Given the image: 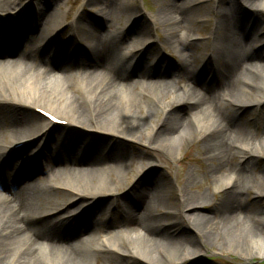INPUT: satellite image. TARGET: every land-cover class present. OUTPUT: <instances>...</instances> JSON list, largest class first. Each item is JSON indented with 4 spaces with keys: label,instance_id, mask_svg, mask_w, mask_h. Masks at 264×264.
<instances>
[{
    "label": "bare ground",
    "instance_id": "6f19581e",
    "mask_svg": "<svg viewBox=\"0 0 264 264\" xmlns=\"http://www.w3.org/2000/svg\"><path fill=\"white\" fill-rule=\"evenodd\" d=\"M177 1L160 0L156 12L117 27L110 39L95 32L94 21L85 23L78 17L70 24V38L63 37L60 45L64 29L54 7L57 0H0V54L17 53L0 58V109H5L0 111V264H86L82 256L89 253L110 264H124L136 255L145 264H193L185 259L196 253L197 242L179 230V221H168L178 211L201 237L200 243L203 238L243 257L264 255V220L245 207L249 191L264 196V174L258 177L249 165L259 153L253 137L260 134L258 140L264 141V122H258L253 135L245 121L236 119L238 110L264 104V82L254 83L247 74L264 73V57L254 47L264 35V23L258 17L250 20L244 12L264 10V0L217 2L212 41L204 43L206 60L198 71L184 61L190 56L186 50L196 46L193 36L202 34L194 24L198 11L190 4L197 0ZM87 2L98 6L95 14L106 24L117 14V0ZM126 11L129 18L135 15L129 6ZM146 17L162 27L161 43L179 54L180 88L166 78L167 70L150 74L143 67L152 45ZM77 35L87 50L76 71L85 81L83 91L78 90L80 98L72 94L66 70L55 71L51 65L52 56L82 57L74 41ZM129 37L140 46L137 51L122 45ZM248 45L249 53L244 49ZM116 50L119 56L114 55ZM139 51L142 55L135 61L130 58ZM154 57L157 64L165 59L159 52ZM201 77H209L207 85H200ZM139 85L159 87V104L165 105L158 126L151 125V130L140 128L139 105L135 108L130 94V88ZM252 88L256 92L249 98ZM182 106L187 110L182 112ZM34 109L65 124L51 123ZM143 115L153 119L156 108ZM192 140L200 143L203 161L186 158L201 164L197 174L192 179L186 172L185 179L175 182L159 169L152 152L129 149L130 143L142 142L174 160ZM32 144L28 153L15 159ZM25 157L27 163L14 169L11 162ZM235 157L243 160L234 162ZM137 161L140 165H134ZM35 165L51 180H33ZM8 174L15 175L16 182L9 184ZM79 174L84 183L68 177ZM197 178L205 187L195 183ZM173 189L175 203L169 199ZM49 192L61 194V201L44 203ZM207 203H212L208 213L197 211ZM43 204L48 207L42 210ZM160 204L171 205L176 212L157 215ZM102 212L107 213L105 218L96 216ZM176 246L182 253L175 254Z\"/></svg>",
    "mask_w": 264,
    "mask_h": 264
},
{
    "label": "rangeland",
    "instance_id": "374dc122",
    "mask_svg": "<svg viewBox=\"0 0 264 264\" xmlns=\"http://www.w3.org/2000/svg\"><path fill=\"white\" fill-rule=\"evenodd\" d=\"M167 3L172 2L173 0H165ZM177 1V0H175ZM219 0H197L195 2H191L192 6L198 11V17L196 18V21H194V24L197 27V31H199L202 34H195L193 37H195V48H190L186 51H189V57H185L184 61L185 64L187 65L188 68L192 70H200L201 67L203 66V62L206 60V54L203 52V47L204 43H207L210 45V42L212 41V38L210 36V32L212 30L213 24H214V18L212 14V10L214 7L216 8L219 3H217ZM221 1V0H220ZM223 1V0H222ZM235 1V0H231ZM120 2H124L119 4ZM181 2V0L177 1ZM229 4L225 3V6H228ZM41 6V5H40ZM130 7L132 11L130 12L134 16L132 18H129L126 14L127 7ZM161 2L160 0H117L115 9L117 10V14L112 17V22L110 21L108 24L105 23V21L101 20L99 16H96L95 12L98 9V6H93L92 4L88 3L87 0H57L55 7V10L60 14V21L62 22L63 26V33L60 34L61 37L58 38V44L63 45L62 43L63 37L69 39L70 38V24L78 17L82 18V22L88 21H94V27H95V32L96 33H103L106 39H110L113 34H114V29L117 27H122V26H129L130 24L135 21V18L137 16L145 15L148 16L149 14H152L156 12L160 7H161ZM246 17L250 18V20L254 21L255 18L261 19V22L264 23V10L262 11H254L253 9L247 8L244 10ZM205 14H208V16H205ZM144 22L147 24V30L151 36L152 40V45L149 48V53L145 55V59L143 61V67L146 70H151L150 74H156L157 71H165L166 78H168L174 85L175 87L181 86L182 82L180 80V65L178 63V60H180L179 54L176 52V50L166 44L164 45L161 43V37L163 36V30L160 25L156 23V25H153L149 23L148 17L143 19ZM54 22L51 21L49 24H53ZM91 23V22H89ZM47 24V28L51 30V26ZM81 25V24H80ZM20 28V27H19ZM81 35V34H79ZM77 35L74 39L76 45L81 48L80 51L82 57L84 56V51L87 53V50L80 45L81 43V37ZM57 44V45H58ZM56 45V46H57ZM127 50H134L137 51L138 43L135 42V39H132L131 37L125 39L122 44ZM149 45V43H148ZM10 46V45H8ZM72 45H68V47H71ZM254 47L258 49V52L264 57V35L261 36L259 35V41L255 43ZM11 48V47H9ZM8 48V49H9ZM54 49V47H52ZM58 47H55L57 50ZM244 49L248 50V53L251 52V49L249 45L247 47L244 46ZM208 50V49H207ZM17 52V51H16ZM119 50H116L114 52V55L119 56ZM157 52L160 53L161 56L165 57V59L162 62H159L157 64V60L154 55L157 54ZM17 53H15L13 50H9V52L6 54H0V58H14ZM134 55H132L130 58L135 60L138 56L140 57L142 55V52L139 51L135 55V52H133ZM63 56V55H62ZM82 57H75L74 55L71 57L70 53L68 54V57L65 58V56H52V67L56 70H61L64 68L67 73V78L66 81L72 86L70 87L72 90V94L75 95V97L80 98V92L78 90L83 91V88H85V81L83 80V77H80V75L76 72L78 65H80V62L83 60H86L85 57L84 59H81ZM65 58V59H63ZM157 62V63H156ZM157 64V65H156ZM248 76L252 78L254 83H263L264 82V73L262 72H247ZM208 78L201 77L200 78V85H207L208 84ZM90 80V79H88ZM55 85L48 84V88H52ZM159 87L156 85H149L145 86L143 85L142 87L136 86V87H131L130 88V94L131 97L134 98V105L135 108L136 106L139 105V123H140V128L142 131L146 130H151L152 126L151 125H157L159 120L163 116L162 108L165 106L163 103L159 104V98L162 96H159ZM256 92L255 88H252L251 94L249 98H253V94ZM83 94V93H82ZM173 96V92L168 94V98H171ZM162 99V98H161ZM163 102V101H162ZM155 107L156 108V115L155 119L156 122H151L153 119L146 120L145 116L143 115V111L149 110V108ZM262 111H260V109ZM182 109V112L184 110H187L186 106H182L180 110ZM136 110V109H135ZM134 110V111H135ZM0 111L4 112L5 109H0ZM138 113V109H137ZM236 119L245 121L249 130L253 135L257 134L258 132V122L262 121L264 122V104L260 107H254L250 106L247 108H242L237 111ZM158 126V125H157ZM156 126V128H157ZM156 128H154L152 131H156ZM58 131V129H57ZM145 137V135L143 136ZM109 137L105 138L108 139ZM110 139V138H109ZM108 139V140H109ZM260 139V134L256 135L253 137V140L255 141V145H253V148L258 150V154L253 160L249 162V165L251 167L255 168V174L258 177H261L262 174H264V141L258 140ZM259 142V147L256 145ZM129 149L132 150V152H142V153H148L152 152L153 155L157 156L155 157V162L159 164V169L165 173L167 178H170L171 180L175 182V180H180V178L185 179L186 172L189 173L190 177L192 179L195 178V171H197V167L200 166L201 164H196L193 162H188L186 158H192V159H200V161H203V155L199 150L200 143L198 140H192L184 146L181 147L179 150V155L177 156L176 159L172 160L166 155H164L160 150L156 148H150L149 146L144 145L142 142H132L129 145ZM34 147V144L28 146L24 151L20 152L19 155L15 156V159H18L19 157L23 156L25 153H28L30 149ZM26 158L20 159L19 161H15L14 165L21 167L24 165V160ZM186 159V161H184ZM243 158L235 157L233 161L239 162L242 161ZM38 163V162H37ZM139 164L140 161L135 162L134 165ZM12 165V163H11ZM204 165V163L202 164ZM38 165H35V168H32L34 171L32 172V179L35 180L36 182H43L47 180H51V178L46 177L44 175V172L42 170L40 171L37 168ZM66 176L60 175L61 180H66ZM69 178H74L77 180V182L84 183V179H82L83 175H73V176H68ZM120 180L126 182L124 177H122ZM9 181V180H8ZM10 182V181H9ZM195 183L203 185L205 187L204 181H199V178L195 180ZM153 194V192H151ZM60 195V196H59ZM43 202L48 203L47 201H61V194H53V192H49L46 195H44ZM217 198V194L214 193V200ZM63 200H65V196L62 197ZM170 202L175 203L177 199V192L175 189H173L170 192L169 196ZM212 201V199H210ZM245 207L246 209H251L255 212L260 213L259 216L261 217V220H264V213H261L260 210L264 209V196H258L255 191H249L245 200ZM210 204L212 203H207L203 205V207H198L197 211L200 213H208L210 211ZM48 207L47 204L41 205L42 210L46 209ZM40 208V209H41ZM73 212H75V206H73ZM121 210H124V206L121 207ZM176 209L171 207V205H165V204H160L155 208V213L157 215L164 214L166 212L168 213H174ZM106 212H102L101 214H97V217L100 218H105L106 217ZM177 215L169 219L168 221H179V230H182V233L191 236L194 241L197 242V245L195 247L196 253L193 256L187 257L185 260H188L192 262L193 264H264V255H254L250 257H243L240 254L234 253L227 249L226 246H223L221 249H218L214 245L210 244V241H206L202 238V241L200 243L199 236L194 232V230L188 225L187 220L183 217V214L178 211L176 213ZM118 217V216H117ZM198 221L195 220L193 222V225H197ZM263 225V224H261ZM180 245V244H178ZM177 251L175 254L182 253L183 249L181 246H176ZM153 254L159 259V261H162V256L161 253L158 250L154 249ZM84 260H86V264H110L107 262L103 256L100 255H93L91 253L85 254L82 256ZM86 258V259H85ZM54 262V261H53ZM42 264H45L42 262ZM111 264H116V262H112ZM124 264H145L144 261L137 255L134 256V260L125 262Z\"/></svg>",
    "mask_w": 264,
    "mask_h": 264
}]
</instances>
